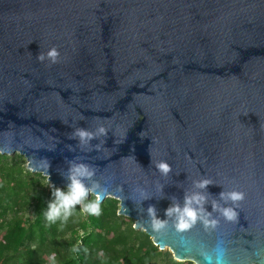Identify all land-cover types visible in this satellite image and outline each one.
<instances>
[{
  "label": "water",
  "instance_id": "obj_1",
  "mask_svg": "<svg viewBox=\"0 0 264 264\" xmlns=\"http://www.w3.org/2000/svg\"><path fill=\"white\" fill-rule=\"evenodd\" d=\"M52 46L58 62H38ZM262 125L264 0H0V153L47 181L46 161L59 189L71 163L89 165L83 183L106 189L99 203L117 200V215L177 262L207 264L205 251L214 264L222 241L226 264H264ZM75 128L93 138L80 144ZM232 188L245 198L225 221L220 193ZM194 193L219 222L177 233L165 210ZM149 207L167 221L160 234Z\"/></svg>",
  "mask_w": 264,
  "mask_h": 264
},
{
  "label": "trees",
  "instance_id": "obj_2",
  "mask_svg": "<svg viewBox=\"0 0 264 264\" xmlns=\"http://www.w3.org/2000/svg\"><path fill=\"white\" fill-rule=\"evenodd\" d=\"M52 188L22 156L0 153V264H193L158 250L132 220L117 215L111 198L99 203L98 215L78 204L63 222L49 223Z\"/></svg>",
  "mask_w": 264,
  "mask_h": 264
},
{
  "label": "clouds",
  "instance_id": "obj_3",
  "mask_svg": "<svg viewBox=\"0 0 264 264\" xmlns=\"http://www.w3.org/2000/svg\"><path fill=\"white\" fill-rule=\"evenodd\" d=\"M60 56L59 51L55 46L47 49L46 52L39 54L36 57L38 62L47 61L49 64H55L58 62ZM264 127V125H262ZM96 132L103 135L106 132L104 126H99ZM74 138H77L80 144L87 143L93 138V133L89 132L84 128H75L72 133ZM155 168L161 174H167L170 171V165L165 160L155 161ZM36 167L42 168L46 173L47 182H49V177L47 175L48 164L46 161L41 160ZM94 174V169L89 165L84 163H71L68 170V180L69 183L66 186V190H60L59 188H52L51 199L47 203V209L44 212V217L49 223H55L57 220L63 222L69 215H71L73 209L76 205H81V212H88L93 215H98L99 200L101 199L100 193L106 191L100 185L93 183L91 186H86L83 183L84 179L92 177ZM211 181L209 179H201L196 182L198 188H205ZM97 193L92 201L85 202V198L91 193ZM222 198H226L232 202L231 206L219 208L220 215L225 221H235L238 217L237 209L239 208L240 201L244 200L245 192L232 188L230 191L220 193ZM141 196L144 194L141 192ZM205 197L199 193H194L191 196H186L183 208L177 205H173L165 210V214L168 217L175 216V223L173 225L174 231L177 233H182L189 230L197 220H199L204 227V229L210 230L215 229L218 220L212 218L210 214H202V202ZM196 205V207H193ZM218 206L213 204V208ZM148 213L150 216V222L148 228L157 234H160L167 229V221L160 220L155 216L154 209L152 207L148 208ZM222 241H218L215 251V261L214 264H226L224 259L225 249L221 246ZM207 264H213L212 256L205 251L200 253ZM50 259L52 257L50 256Z\"/></svg>",
  "mask_w": 264,
  "mask_h": 264
}]
</instances>
